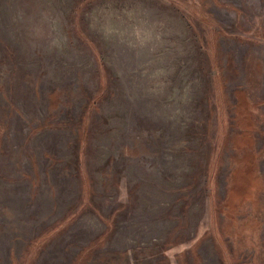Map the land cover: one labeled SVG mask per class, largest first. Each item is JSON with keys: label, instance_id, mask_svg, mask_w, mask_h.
<instances>
[{"label": "rangeland", "instance_id": "1", "mask_svg": "<svg viewBox=\"0 0 264 264\" xmlns=\"http://www.w3.org/2000/svg\"><path fill=\"white\" fill-rule=\"evenodd\" d=\"M76 1L0 0V264H264V0Z\"/></svg>", "mask_w": 264, "mask_h": 264}, {"label": "trees", "instance_id": "2", "mask_svg": "<svg viewBox=\"0 0 264 264\" xmlns=\"http://www.w3.org/2000/svg\"><path fill=\"white\" fill-rule=\"evenodd\" d=\"M98 0H77L76 1V3H75V7H74V9H75V11H76V9H78V8H80V7H82V5H84V4H86V7H90V6H92L94 3H96ZM99 1H101V0H99ZM168 2H169V5L173 8V10L174 11H176V12H180L179 10H180V7H182V4H180V2H179V0H167ZM185 1V0H184ZM183 2V1H182ZM185 17H187L186 16V14L184 15ZM109 84V83H108ZM78 142H79V144H82V141H81V137H80V139L78 138ZM78 149L79 150H77V146H76V148H75V157H76V162H77V168H79V166H81V164H82V157L83 156H81V153H82V151H80V148L78 147ZM76 168V169H77ZM87 207V206H86ZM85 207V208H86ZM89 208H91V207H89ZM88 208V209H89ZM87 209V208H86ZM87 209V210H88ZM90 211H91V209H90ZM165 244H167V242L165 243Z\"/></svg>", "mask_w": 264, "mask_h": 264}]
</instances>
